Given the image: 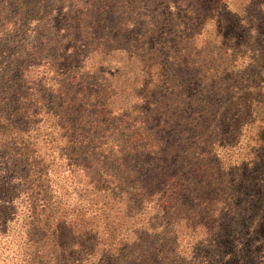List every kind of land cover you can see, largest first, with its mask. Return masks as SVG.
I'll use <instances>...</instances> for the list:
<instances>
[{
    "label": "trees",
    "instance_id": "16d2710c",
    "mask_svg": "<svg viewBox=\"0 0 264 264\" xmlns=\"http://www.w3.org/2000/svg\"><path fill=\"white\" fill-rule=\"evenodd\" d=\"M37 2L0 0V264H264V0Z\"/></svg>",
    "mask_w": 264,
    "mask_h": 264
},
{
    "label": "rangeland",
    "instance_id": "374dc122",
    "mask_svg": "<svg viewBox=\"0 0 264 264\" xmlns=\"http://www.w3.org/2000/svg\"><path fill=\"white\" fill-rule=\"evenodd\" d=\"M37 1L36 5L31 4L29 7L32 9L33 18L40 20V22H37L38 26L40 25V27L44 26L46 28V26L50 27V25H57L60 16V11L58 10H60L62 6L59 4L58 0ZM38 5L43 8L42 12L37 8ZM19 29L23 30L21 27ZM49 34L52 35L51 32H48L47 35ZM19 38L15 41L17 46L11 41L7 43L8 38L2 39L3 42L0 41V112L6 117H11L8 112L11 111L12 106L15 104V97L16 95L18 96L19 91L21 94L20 96L22 97L18 99L20 102L24 101L26 93L23 84L24 77L22 70L30 63V59L23 50V40L25 38H21V40H19ZM55 46L56 45L54 44L53 48H55ZM1 49L4 50V52ZM49 58L52 60L54 59L52 54H49ZM13 117H17V111L14 113ZM22 127L24 126L22 125ZM3 152L4 151H2L0 147V165H4L2 164L4 161L2 155H4L5 152Z\"/></svg>",
    "mask_w": 264,
    "mask_h": 264
}]
</instances>
